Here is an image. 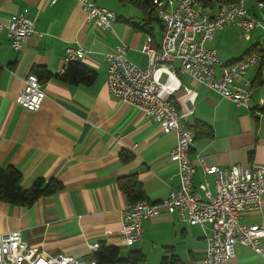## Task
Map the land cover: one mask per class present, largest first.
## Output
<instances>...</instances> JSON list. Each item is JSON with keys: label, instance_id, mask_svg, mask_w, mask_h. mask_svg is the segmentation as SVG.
Returning <instances> with one entry per match:
<instances>
[{"label": "crops", "instance_id": "0c3cea01", "mask_svg": "<svg viewBox=\"0 0 264 264\" xmlns=\"http://www.w3.org/2000/svg\"><path fill=\"white\" fill-rule=\"evenodd\" d=\"M95 2L115 13L110 29L86 24L76 0H0V22L6 24L26 10L35 19L36 31L42 33L41 37L29 36L16 52L5 27L0 30V168L17 169L24 189L39 178L61 184L55 193L39 197L28 207L0 201V234L18 230L28 246L84 260L92 255L89 244L103 243L118 247L121 257L140 251L145 259L138 264H204L208 229L163 210L142 219L139 242L131 246L120 242L121 213L129 202L118 181L135 175L148 202L165 199L179 184L177 166L168 158L176 137L173 131L163 132L158 122L139 109L112 96L106 87L103 54L122 42L126 57L143 68L144 37L149 35L158 45L162 25L148 20L130 0ZM245 3L259 19L264 6ZM216 8L206 11L213 13ZM255 29L245 39L236 26L227 25L214 32L206 45L217 51L220 61L232 62L260 42L261 34ZM68 46L84 49L77 62L94 72L90 83L69 84L59 77ZM258 65L249 66L243 78L252 83ZM41 70L48 74L40 81L46 95L38 110L29 111L16 98L26 75ZM180 80L196 92L191 113L184 119L193 136L189 157L195 167L194 188L207 182L214 193V175L204 173L200 159L219 168L236 162L264 166V113L258 109L262 88L251 87L248 107H243L187 76ZM202 124L211 128L210 136L203 133ZM121 153L128 158L123 161ZM240 222L264 227V194L260 208L243 212ZM260 244L264 248V238ZM234 263L264 264V258L235 244Z\"/></svg>", "mask_w": 264, "mask_h": 264}, {"label": "built area", "instance_id": "2783aa9c", "mask_svg": "<svg viewBox=\"0 0 264 264\" xmlns=\"http://www.w3.org/2000/svg\"><path fill=\"white\" fill-rule=\"evenodd\" d=\"M76 1L81 5L86 24L104 30L111 28L116 18L113 11L96 4L95 0ZM152 2L163 25L160 43L154 45L149 35L144 37L141 46L145 56L143 68L126 57V46L122 42L105 52L106 87L112 96L158 122L163 132L175 133L176 143L168 158L177 166L179 184L159 203L146 199L128 203L121 213L120 242L126 246L139 242L142 219L155 217L163 210L176 214L190 225L208 229L204 264H235V244L249 247L264 258V248L260 244L264 227L240 222L243 212L255 211L261 206L264 166L236 162L219 168L206 165L200 159L204 173L214 175V193L207 188V182L199 183L197 190L194 188L195 167L189 157L193 136L184 119L191 113L196 92L180 80L181 76H187L236 106L248 107L252 89L243 75L249 66L260 62V55L251 53L244 62L221 66L217 51L207 46L206 40L227 25L236 26L243 37L249 39L251 31L262 30L264 24L249 12L245 1L238 6L222 2V8H216L213 13L206 11L199 0ZM256 6L263 7L264 3L257 2ZM2 27L6 29L10 47L16 52L24 47L29 36L42 35L36 31L35 19L28 17L26 10L6 24L0 22V30ZM84 53L79 46L66 47L58 75H63L68 65L82 58ZM45 95L40 80L31 72L24 78V88L16 103L26 110L36 111ZM260 104H264L263 98ZM98 245L89 244L88 247L93 252ZM0 264H95V261L50 254L28 246L18 230H11L0 238Z\"/></svg>", "mask_w": 264, "mask_h": 264}, {"label": "trees", "instance_id": "16d2710c", "mask_svg": "<svg viewBox=\"0 0 264 264\" xmlns=\"http://www.w3.org/2000/svg\"><path fill=\"white\" fill-rule=\"evenodd\" d=\"M145 12L148 20H156L161 23L157 17L155 5L152 0H130ZM237 0H199V3L204 9H214L219 7L222 2H235ZM247 2L257 3L264 0H244ZM163 28V25H162ZM251 53H258L260 55V62L258 63V73L252 79L251 87L256 89L261 87L264 99V29L261 33V40L259 43L250 46L248 52L242 58ZM241 59V58H240ZM40 81L46 79L48 74L45 70L40 72H33ZM63 81L69 84H88L94 78V72L89 70L79 62L70 63L63 75L59 76ZM261 113H264V104L258 107ZM204 127L203 133L211 135V128L202 124ZM128 158L126 153H121V159L124 161ZM21 174L13 167L0 168V201L12 205L28 207L34 203L39 197L48 196L55 193L61 188V184L55 180L45 181L42 178L37 179L33 185L27 189L20 185ZM118 185L126 200L133 204L139 200L145 199L143 190L135 175H129L118 181ZM95 264H138L144 261L143 254L138 250H132L127 253L125 257L120 256L118 247L112 245H105L103 243L98 245V248L92 252L91 258Z\"/></svg>", "mask_w": 264, "mask_h": 264}, {"label": "bare ground", "instance_id": "6f19581e", "mask_svg": "<svg viewBox=\"0 0 264 264\" xmlns=\"http://www.w3.org/2000/svg\"><path fill=\"white\" fill-rule=\"evenodd\" d=\"M243 3H244V0H237V1H235V2H231V6L243 5ZM217 8H222V3H221L220 6L217 7ZM262 29H264V27H263ZM245 58H247V56L244 57V58H241V59L235 60V61L233 60L232 62H228V63H225V62H223V61H220V65H221V66H231V65H235V64H238L239 62H244V61H245ZM220 60H221V59H220ZM226 62H227V61H226ZM5 236H6V232L0 234V238H4Z\"/></svg>", "mask_w": 264, "mask_h": 264}, {"label": "rangeland", "instance_id": "374dc122", "mask_svg": "<svg viewBox=\"0 0 264 264\" xmlns=\"http://www.w3.org/2000/svg\"><path fill=\"white\" fill-rule=\"evenodd\" d=\"M252 3H250V5H251ZM248 5H249V3H248ZM249 5V6H250ZM259 19H261L262 20V23L264 24V8H262L261 10H259ZM255 30H258L259 31V34H261V33H263V29L261 30V29H259V28H257V29H255ZM253 33H255V31L253 32ZM249 44L251 43V41H249L248 42ZM183 77V76H182ZM89 260V259H88Z\"/></svg>", "mask_w": 264, "mask_h": 264}]
</instances>
